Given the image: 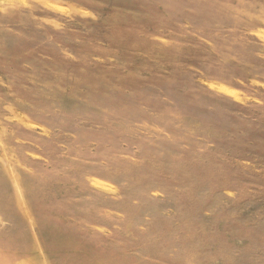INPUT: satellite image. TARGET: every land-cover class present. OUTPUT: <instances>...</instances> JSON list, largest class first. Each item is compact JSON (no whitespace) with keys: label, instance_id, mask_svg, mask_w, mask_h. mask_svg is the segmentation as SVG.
<instances>
[{"label":"rangeland","instance_id":"rangeland-1","mask_svg":"<svg viewBox=\"0 0 264 264\" xmlns=\"http://www.w3.org/2000/svg\"><path fill=\"white\" fill-rule=\"evenodd\" d=\"M0 264H264V0H0Z\"/></svg>","mask_w":264,"mask_h":264}]
</instances>
